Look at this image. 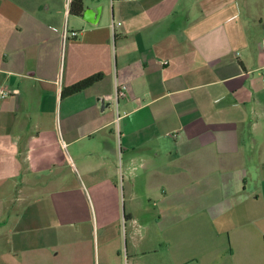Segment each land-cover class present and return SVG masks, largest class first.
<instances>
[{
    "label": "crops",
    "instance_id": "obj_1",
    "mask_svg": "<svg viewBox=\"0 0 264 264\" xmlns=\"http://www.w3.org/2000/svg\"><path fill=\"white\" fill-rule=\"evenodd\" d=\"M71 1L0 0V264H142L133 202L178 264H264V0Z\"/></svg>",
    "mask_w": 264,
    "mask_h": 264
},
{
    "label": "rangeland",
    "instance_id": "obj_2",
    "mask_svg": "<svg viewBox=\"0 0 264 264\" xmlns=\"http://www.w3.org/2000/svg\"><path fill=\"white\" fill-rule=\"evenodd\" d=\"M135 211L137 212V217L140 219V228H137L133 235V238L139 246V251L141 254L137 256L136 259L131 258L130 262L136 263H161V264H178L183 263L187 259L186 255H183V249L186 248L187 242L182 232L175 234L172 237H168L169 227L173 224L174 228L180 226L177 222L173 221L171 218L172 212H170V207L167 202H133ZM118 208L120 214L128 215L129 202H118ZM169 209L168 212L166 210ZM161 211V212H160ZM162 212L164 213L162 216ZM179 215H182L180 213ZM161 217V218H160ZM160 218V223H157ZM127 224V223H126ZM122 219L121 230L127 232V240L125 237L120 240L119 249L120 255H124V252L130 250V236L129 226H127ZM126 226V227H125ZM115 229H113L114 235ZM130 235V234H129ZM167 235V238H166ZM101 252V249H100ZM185 252V251H184Z\"/></svg>",
    "mask_w": 264,
    "mask_h": 264
},
{
    "label": "trees",
    "instance_id": "obj_3",
    "mask_svg": "<svg viewBox=\"0 0 264 264\" xmlns=\"http://www.w3.org/2000/svg\"><path fill=\"white\" fill-rule=\"evenodd\" d=\"M83 12V4L81 0H72L70 2L69 7V14L72 16H81ZM101 79V75H94L91 77H88L82 81H79L78 83L74 84L70 88L64 90L62 92V95H72L78 92H81L89 87H91L93 84L97 83Z\"/></svg>",
    "mask_w": 264,
    "mask_h": 264
},
{
    "label": "water",
    "instance_id": "obj_4",
    "mask_svg": "<svg viewBox=\"0 0 264 264\" xmlns=\"http://www.w3.org/2000/svg\"><path fill=\"white\" fill-rule=\"evenodd\" d=\"M100 14H101V8L97 7L96 9H85L82 12L81 16L84 21L91 24H96L100 18ZM97 101L100 103L101 109H103L106 106L104 98H99Z\"/></svg>",
    "mask_w": 264,
    "mask_h": 264
},
{
    "label": "built area",
    "instance_id": "obj_5",
    "mask_svg": "<svg viewBox=\"0 0 264 264\" xmlns=\"http://www.w3.org/2000/svg\"><path fill=\"white\" fill-rule=\"evenodd\" d=\"M123 94H124V88L123 87H121L120 89H118L116 91V97L123 96Z\"/></svg>",
    "mask_w": 264,
    "mask_h": 264
}]
</instances>
